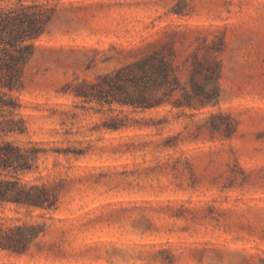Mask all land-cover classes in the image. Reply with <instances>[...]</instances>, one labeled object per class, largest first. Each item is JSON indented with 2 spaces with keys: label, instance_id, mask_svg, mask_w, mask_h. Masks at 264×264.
Instances as JSON below:
<instances>
[{
  "label": "rangeland",
  "instance_id": "obj_1",
  "mask_svg": "<svg viewBox=\"0 0 264 264\" xmlns=\"http://www.w3.org/2000/svg\"><path fill=\"white\" fill-rule=\"evenodd\" d=\"M35 1L54 13L14 92L26 130L5 138L38 150L20 176L58 206L1 205L0 221L46 231L23 254L0 249V264H264V0ZM219 39L218 99L194 108L191 61ZM164 45L178 107L73 94ZM115 116L126 125L107 127Z\"/></svg>",
  "mask_w": 264,
  "mask_h": 264
},
{
  "label": "trees",
  "instance_id": "obj_2",
  "mask_svg": "<svg viewBox=\"0 0 264 264\" xmlns=\"http://www.w3.org/2000/svg\"><path fill=\"white\" fill-rule=\"evenodd\" d=\"M53 13L52 5L35 0L29 3L16 0L0 6V206L12 203L46 210L58 206L59 197L54 188L31 183L20 176L35 166L38 150L5 138L26 130L23 117H13L21 107L14 92L22 88L24 68L35 52V41L48 31ZM222 43V39L212 40L206 53L191 61L192 94L186 97L187 105L200 108L217 101L221 75L217 54L222 50ZM168 49L164 45L111 73L98 76L96 81L76 83L73 94L85 101L108 104L110 108L118 104L144 111L167 102L178 107V98L170 99L178 91L176 66L172 60L175 51L171 47ZM125 125L121 117L115 116L107 127L118 129ZM225 129V134L229 135L230 128ZM45 231L43 221L14 224L0 221V249L23 254L38 244V238Z\"/></svg>",
  "mask_w": 264,
  "mask_h": 264
}]
</instances>
